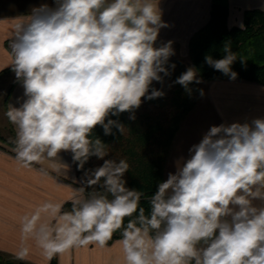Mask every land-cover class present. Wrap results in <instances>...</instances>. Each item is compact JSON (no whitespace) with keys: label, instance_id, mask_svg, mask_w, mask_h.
Here are the masks:
<instances>
[{"label":"clouds","instance_id":"clouds-1","mask_svg":"<svg viewBox=\"0 0 264 264\" xmlns=\"http://www.w3.org/2000/svg\"><path fill=\"white\" fill-rule=\"evenodd\" d=\"M159 4L52 0L33 6L14 27L9 66L23 97L7 117L16 127V159L29 167L69 152L81 170L91 157L103 161L84 172L77 189L99 185L102 193L74 199L55 237L40 230V246L51 259L74 246L103 248L119 231L125 264H264V206L254 204L264 201V117L210 126L158 182L147 214L144 193L126 186L128 162L105 159L106 144L91 138L98 126L105 136L113 129L123 135L121 114L135 120L144 99L164 95L152 85L171 75L175 51L171 40L156 46L160 30L171 26ZM222 50L221 59L206 55L205 63L235 80L239 54L230 43ZM202 82L194 66L174 81L189 93ZM27 255L22 248L17 258Z\"/></svg>","mask_w":264,"mask_h":264},{"label":"crops","instance_id":"crops-1","mask_svg":"<svg viewBox=\"0 0 264 264\" xmlns=\"http://www.w3.org/2000/svg\"><path fill=\"white\" fill-rule=\"evenodd\" d=\"M52 0H0V88L7 86L6 109L19 107L23 97L22 84L16 80L9 66L12 62L10 42L14 27L26 18L33 6ZM160 2L162 19L171 25L160 30L156 46L173 41L175 54L170 58L188 60V41L194 32L204 26L210 17L212 0H153ZM264 0H228L229 27H239L248 9H261ZM14 77V78H13ZM204 95L192 111L184 117L172 142L165 166L164 180L169 172H175L182 158H187L189 147L198 143L212 125L224 122H244L264 117V85L244 79H215L201 83ZM4 98V99H5ZM5 108V106H4ZM7 117V114H6ZM8 137L16 138V127L9 121ZM81 179L76 175L75 163L69 152H61L55 158L45 157L24 167L16 159L15 148L0 140V255L14 260L22 249L28 250L24 259L28 264H51L39 243L41 229H48L55 237V229L62 222V206L78 197ZM258 207L264 201H254ZM31 224L29 231L24 230ZM121 239V238H120ZM119 239L101 248L96 244L71 247L55 254V264H125Z\"/></svg>","mask_w":264,"mask_h":264},{"label":"trees","instance_id":"trees-1","mask_svg":"<svg viewBox=\"0 0 264 264\" xmlns=\"http://www.w3.org/2000/svg\"><path fill=\"white\" fill-rule=\"evenodd\" d=\"M210 8L208 22L194 32L188 41V59L197 69L198 76L203 81L229 78L206 64L204 57L211 55L214 59H221L224 55L223 45L230 43L232 51L239 54L232 65V70L238 74L237 79L255 81L264 85V10L245 11L243 15L245 30H241L238 26L229 27L227 24L228 0H212ZM240 58L246 61L241 63ZM172 64H175L174 69L170 67ZM168 67L171 75L164 77L163 83L153 82L152 85L162 90L164 95L153 100L144 99L139 109L135 110V120L129 119L130 114L127 112L120 115L119 120L125 125L123 135L113 129L114 135L105 136L103 129L98 126L91 136L92 139L100 137L106 144L105 159L116 161L124 159L128 162L129 169L124 177L126 186L144 193L140 206L145 208L146 214L150 210L148 201L156 190V185L164 181V169L177 131L184 117L202 97L199 92L202 89L201 84H191L189 93L181 85L174 83L188 68L183 59L170 58ZM5 101L6 98L3 100V105L7 114ZM112 118L116 119V117ZM0 140L15 148V137L10 141H5L1 137ZM73 163H75L76 175L82 180L85 171L95 169L103 161L91 157L85 163L83 170L78 169L77 162L73 161ZM94 190L102 193V189L97 185L85 189V197ZM71 208L72 202H67L62 206L61 212H69ZM128 219L130 218H125V224ZM120 238L118 231L108 244ZM51 262L55 264V254ZM0 264L28 263L0 255Z\"/></svg>","mask_w":264,"mask_h":264},{"label":"rangeland","instance_id":"rangeland-1","mask_svg":"<svg viewBox=\"0 0 264 264\" xmlns=\"http://www.w3.org/2000/svg\"><path fill=\"white\" fill-rule=\"evenodd\" d=\"M184 62L187 65V67L192 66V64L190 62H188V60H185ZM7 89H8V85L7 86H2L0 88V135H2V136L6 135L8 137V135H9V130H7L8 120H7L6 113H5V108H4V105H3V100H4V98H5L6 94H7L6 93Z\"/></svg>","mask_w":264,"mask_h":264}]
</instances>
